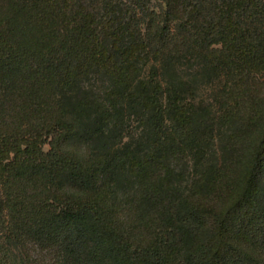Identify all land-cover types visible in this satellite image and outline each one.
<instances>
[{
  "label": "trees",
  "instance_id": "1",
  "mask_svg": "<svg viewBox=\"0 0 264 264\" xmlns=\"http://www.w3.org/2000/svg\"><path fill=\"white\" fill-rule=\"evenodd\" d=\"M264 0H0V264H264Z\"/></svg>",
  "mask_w": 264,
  "mask_h": 264
},
{
  "label": "rangeland",
  "instance_id": "2",
  "mask_svg": "<svg viewBox=\"0 0 264 264\" xmlns=\"http://www.w3.org/2000/svg\"><path fill=\"white\" fill-rule=\"evenodd\" d=\"M263 91H264V88H263Z\"/></svg>",
  "mask_w": 264,
  "mask_h": 264
}]
</instances>
